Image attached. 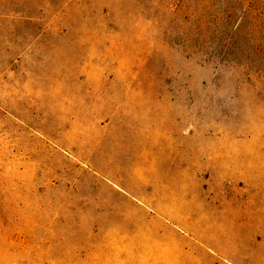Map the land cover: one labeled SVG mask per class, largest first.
Instances as JSON below:
<instances>
[{
    "label": "rangeland",
    "instance_id": "obj_1",
    "mask_svg": "<svg viewBox=\"0 0 264 264\" xmlns=\"http://www.w3.org/2000/svg\"><path fill=\"white\" fill-rule=\"evenodd\" d=\"M0 264H264V0H0Z\"/></svg>",
    "mask_w": 264,
    "mask_h": 264
},
{
    "label": "bare ground",
    "instance_id": "obj_2",
    "mask_svg": "<svg viewBox=\"0 0 264 264\" xmlns=\"http://www.w3.org/2000/svg\"><path fill=\"white\" fill-rule=\"evenodd\" d=\"M118 187V186H117Z\"/></svg>",
    "mask_w": 264,
    "mask_h": 264
}]
</instances>
